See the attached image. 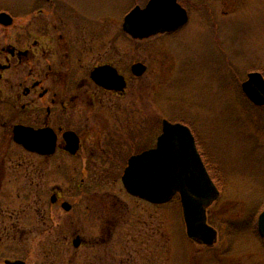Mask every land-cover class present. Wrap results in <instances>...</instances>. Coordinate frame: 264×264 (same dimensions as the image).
<instances>
[{
	"label": "flooded vegetation",
	"instance_id": "obj_1",
	"mask_svg": "<svg viewBox=\"0 0 264 264\" xmlns=\"http://www.w3.org/2000/svg\"><path fill=\"white\" fill-rule=\"evenodd\" d=\"M131 10L97 16L92 2L79 6L71 0H29L20 10L0 9V15H8L0 20V152L16 149L40 158L48 201L33 213L9 208L11 195L1 192L8 168L5 158L0 161V264H49L64 232L71 234L67 239L76 252L89 242L93 252L84 255L89 263H111L123 200L114 192L94 190L103 196L91 210L89 232L81 235L83 229L73 219L80 200L76 194L91 190L93 182L119 181L123 186L130 159L157 148L164 120L159 108L145 118L141 108L130 112L127 104L130 95L134 108L144 99L143 81L150 72L142 50L129 44L173 36L184 27L137 39L124 29ZM136 66H144L145 72L139 75ZM191 130L205 163L199 136ZM19 134L26 135L25 143L40 144L42 153L26 148L16 139ZM66 167L83 177L74 173L64 185Z\"/></svg>",
	"mask_w": 264,
	"mask_h": 264
},
{
	"label": "rangeland",
	"instance_id": "obj_2",
	"mask_svg": "<svg viewBox=\"0 0 264 264\" xmlns=\"http://www.w3.org/2000/svg\"><path fill=\"white\" fill-rule=\"evenodd\" d=\"M28 1L0 0V9L20 10ZM71 1L79 6L92 2L97 16L110 11L123 14L126 8L148 3ZM180 1L190 11V21L175 35L151 38L138 46L130 41L129 48L142 50L150 72L143 81L144 99L134 108L130 95L127 104L130 112L141 108L145 118L159 108L161 119L178 122L182 118L192 123L220 181L221 196L208 211L209 223L219 232L218 243L204 247L188 239L178 197L164 205H149L131 198L119 181H89L92 189L76 194L80 200L73 219L83 229L81 235L87 234L93 224L91 210L103 196L94 192L110 191L124 203L110 245V264H264V242L253 231H240L230 238V226L245 221L251 225L254 219L257 224L264 209V107L255 108L240 89L249 73L264 70V0ZM4 158L8 170L1 192L11 195L9 208L33 213L47 207L40 158L16 149L0 152V161ZM64 170V185L74 173L83 177L72 168ZM50 173L55 178V172ZM62 235L66 238L46 262L92 264L84 257L93 252L89 242L76 252L67 239L71 234Z\"/></svg>",
	"mask_w": 264,
	"mask_h": 264
},
{
	"label": "water",
	"instance_id": "obj_3",
	"mask_svg": "<svg viewBox=\"0 0 264 264\" xmlns=\"http://www.w3.org/2000/svg\"><path fill=\"white\" fill-rule=\"evenodd\" d=\"M5 17L8 15L1 14L0 20ZM188 21V12L178 0H149L144 8L137 6L130 11L124 29L134 38L147 39L174 32ZM136 67L140 68L139 75L146 70L144 66ZM246 78L240 89L253 105L264 107V75L251 72ZM161 123L157 148L130 159L122 175L123 186L129 194L154 205L167 204L179 196L187 237L193 243L212 247L218 243L219 232L209 223L208 210L220 198V190L204 164L191 129L166 119ZM25 138V134L16 136L29 150L42 153L40 144L25 143ZM257 230L264 241V209L258 216Z\"/></svg>",
	"mask_w": 264,
	"mask_h": 264
},
{
	"label": "trees",
	"instance_id": "obj_4",
	"mask_svg": "<svg viewBox=\"0 0 264 264\" xmlns=\"http://www.w3.org/2000/svg\"><path fill=\"white\" fill-rule=\"evenodd\" d=\"M262 73L264 74V70L262 71ZM242 94H243V92H242ZM243 96H244V99H246L248 101V98H246L244 94H243ZM258 110H262V109L261 108H258ZM178 120H179L178 122H182V123L190 126L191 128L195 129L193 127L192 123L191 122H188L187 119L179 118ZM204 159H205V164L207 166V169L209 170V172H210L213 180L216 182V184L218 186H220V181L216 177V174H214L213 171H212L213 170V168H212V161L206 160L205 154H204ZM256 214H257V212L253 216H255ZM253 216H252V219H253ZM248 229H249V231H253L254 234H256L257 236H259L258 235V230H256L257 229L256 220L254 219V222L252 221L251 222V225H248L247 224V221H245L244 223L243 222H240V225L233 224V226H230V232H231L230 238H235V236L238 235V233H240V231H244V230H247L248 231ZM262 242H263V240H262Z\"/></svg>",
	"mask_w": 264,
	"mask_h": 264
}]
</instances>
